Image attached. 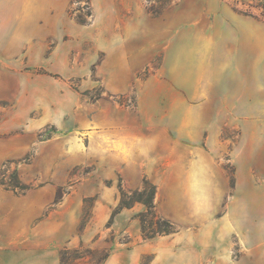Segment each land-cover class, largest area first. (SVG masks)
<instances>
[{
  "label": "rangeland",
  "instance_id": "obj_1",
  "mask_svg": "<svg viewBox=\"0 0 264 264\" xmlns=\"http://www.w3.org/2000/svg\"><path fill=\"white\" fill-rule=\"evenodd\" d=\"M68 14L20 98L0 101V220L5 195L52 188L60 264H101L143 240L140 204L107 223L119 186L148 180L177 246L202 264H264V57L243 61L229 26L264 22V0H70Z\"/></svg>",
  "mask_w": 264,
  "mask_h": 264
},
{
  "label": "crops",
  "instance_id": "obj_2",
  "mask_svg": "<svg viewBox=\"0 0 264 264\" xmlns=\"http://www.w3.org/2000/svg\"><path fill=\"white\" fill-rule=\"evenodd\" d=\"M69 4L70 0H0V101L13 103L20 98L23 76L41 65L46 45L69 27ZM231 20L229 26L243 36L244 47L238 49L243 61H250V55L261 61L264 22L249 17ZM5 202L8 217L0 220V264H60L65 232L48 212L53 189L46 187L21 198L5 195ZM176 235L140 240L130 249L115 248L104 264H141L147 255L149 264H202L203 257L186 252L188 245L177 246Z\"/></svg>",
  "mask_w": 264,
  "mask_h": 264
},
{
  "label": "trees",
  "instance_id": "obj_3",
  "mask_svg": "<svg viewBox=\"0 0 264 264\" xmlns=\"http://www.w3.org/2000/svg\"><path fill=\"white\" fill-rule=\"evenodd\" d=\"M77 23H81V22L77 21ZM39 72L41 74H46L52 77H58V75H52L50 73H46L42 71ZM100 98H101L100 94L95 93L94 95H92V97H90V100L97 101ZM9 187L26 190V188L22 185L21 187L19 185H14V186L9 185ZM119 193H120L119 203L117 207L112 211L111 216L107 223V227H110L112 225L115 216L120 214L122 210L130 209L133 207L134 204H140L145 209L143 212L137 215L140 221L141 232L143 233V240H151L158 236H168L176 233L175 228L168 220H165L156 214L155 204H154L156 186L153 185L151 182H149L148 180H144L142 182L141 188L132 193L123 192L119 186ZM92 202H93L92 198L83 200V205H84L83 213L85 208L87 207L86 205H88V219L91 217V210L93 207V204H91ZM82 230L83 228H79L78 230L79 235H81ZM111 243L112 244L114 243V238H112ZM126 243L129 242L128 241L123 242L122 244H126ZM111 251L112 249L107 251V253L104 255V257L101 260V264H104V262L109 257ZM66 252H68V250L64 248L61 251V256Z\"/></svg>",
  "mask_w": 264,
  "mask_h": 264
}]
</instances>
